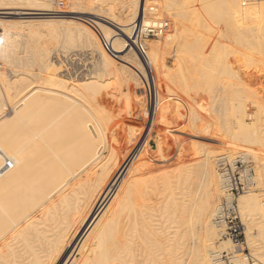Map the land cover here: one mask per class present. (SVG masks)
<instances>
[{
	"label": "bare ground",
	"instance_id": "6f19581e",
	"mask_svg": "<svg viewBox=\"0 0 264 264\" xmlns=\"http://www.w3.org/2000/svg\"><path fill=\"white\" fill-rule=\"evenodd\" d=\"M195 1L201 0H163L170 11L177 2ZM126 3L122 21L94 17L99 19L91 20L98 24L97 32L87 22L78 25L91 43L87 45L95 59L93 73L84 81L71 82V77L59 75L62 68L56 65L48 81L41 83L34 79L54 64L52 53L33 48L22 55L3 51L12 46L11 37L33 28L28 19L44 15L64 21L76 11L56 10L46 0H0V59L26 70L18 71L22 75L14 81L8 108L1 99L10 93L0 68V264H213L212 258L221 253L214 242L220 226L213 217L219 209L215 194L219 186L223 188V179L215 168L214 146L204 143L196 165V149L191 145V149L182 145L173 157L174 143L168 138H155L156 150L150 143L152 129L162 132L169 123V95L161 91L162 80L169 75L164 73L160 52L177 39L178 32L167 33L170 25L162 35L164 43H145L146 51L140 54L130 38L143 0ZM225 3L229 12L239 10V0ZM157 12L156 19H163ZM58 25L57 38L67 43L68 33L77 25ZM112 28L115 34L109 31ZM103 38L110 41L111 51L101 49ZM137 54L146 64L153 90L147 106L145 101L139 106L130 100V94H83V88L100 83V72L108 70L111 56L136 65ZM35 66L39 72L32 71ZM247 143L231 140L230 153L238 154ZM257 167L255 180L264 183V164ZM249 192L237 200L243 221L256 213L264 225V202L259 200L264 192ZM197 222L204 234L196 241ZM235 262L249 264L241 255L235 256Z\"/></svg>",
	"mask_w": 264,
	"mask_h": 264
},
{
	"label": "rangeland",
	"instance_id": "374dc122",
	"mask_svg": "<svg viewBox=\"0 0 264 264\" xmlns=\"http://www.w3.org/2000/svg\"><path fill=\"white\" fill-rule=\"evenodd\" d=\"M46 1L56 10L66 9L76 12L69 14V17H72L70 20L64 21L59 20V18H44L52 17L44 15L41 16V18L28 19L34 24L33 28L29 30V32L26 30L22 34L11 37L9 40L12 46H8L3 53L8 55L13 52L22 55L26 51H29L28 48H33L37 50V52L46 49L48 52L52 53L49 54L54 64L48 66L49 68L44 76L42 75L41 78H35L34 80L40 81L41 83L47 82L52 68L57 65L56 68H62L61 71L59 70V73H61L59 75H61V77L62 74H65V77H71L69 79L71 82L77 80V82L84 81V77L90 74L89 72L93 73L94 68L91 66L95 63V59L91 54V49H88L91 47L89 46L91 43L89 44V39H85L87 35L84 31L78 29V25H80V22H87L86 24H88L94 32H97L99 30L98 28H94V25L98 24L91 21L94 17L99 16L104 19L109 17L117 21H122L121 18H123V16L121 14L124 13L127 0ZM225 1L227 0H201L186 4H183L185 2H177L172 9L170 8L171 11L169 8L166 9L167 6H165V1L163 2L162 0V3H159L158 16L168 20L171 25L167 33H176V31L178 33L177 39L170 43L171 45L167 44L165 45L166 47L163 46L160 52V60L166 67L164 73L166 72L167 75H169L167 77V75L163 74V79L167 78L162 80L161 84V88L163 87L161 91L163 92V89H165L164 93L169 95L167 97L168 101L170 100L169 123L164 126L162 132L159 131L158 133L156 128L152 129L150 133V143L151 147L156 150L157 147L154 143V139L161 138V141H165L163 138H168L174 143L173 153L171 154L173 157L177 155V151L182 145L190 149L191 146H193V149H196V154L198 155L195 154L194 156L196 165L199 164V158L202 157V155H200L202 154L201 151L205 149L202 148V146H205L207 143L214 146L216 150H214L215 158L224 154L232 157L240 153L248 154L247 156H249L254 164L255 180L259 175L257 166H259L260 163L264 164V0H251L250 2H248V0H239V10L237 8L235 12H229L226 8ZM211 6L213 7L211 8ZM202 15L205 22L202 19ZM13 19L16 21L20 20L16 17ZM9 20L12 21V18H9ZM94 20L99 21V19ZM20 21L27 20L23 19ZM61 22H64V26L67 27H69L68 25L70 24V27H75L77 25V28L73 27L74 29L70 30L71 32L68 33V35H70V38H68L69 40H67L68 42L65 40L69 44L63 43V41L61 42V40L57 38L56 31L54 30L57 28L56 26L58 23V27L61 25ZM173 30H175V32ZM109 31L111 34H115L113 28ZM1 33L2 29L0 28V34ZM71 35L73 36L72 38ZM163 37L165 36L148 39L146 43H164ZM33 40H35V43ZM22 41H24L25 44L22 45ZM71 45L72 47H70ZM103 47L102 40L101 49H104ZM60 48L65 50L60 51ZM62 53L64 55L67 53V55L64 56ZM138 57L136 65H129L126 64L121 57L115 58V56H111L107 62L111 64L108 65V70L100 72V83L95 87L88 86L83 88V94H130V100H135L134 102H138L139 106L143 105L145 101L147 106L148 101L152 99L153 90L151 91L152 88L148 78L146 64L140 56ZM83 62L86 63L84 64ZM64 66L67 69L64 68ZM35 67L32 68V71L36 70L35 72H39L37 71L39 67ZM110 67L112 69H110ZM0 68L2 77L5 79V83L9 87V93L11 94L14 91V81L19 79L22 75L19 74L18 71L26 73V70L24 67L20 69L15 68L9 59H0ZM83 71L86 72L84 73ZM68 73L70 75H68ZM163 82L167 86L165 85L164 87ZM162 92L161 94H164ZM10 94L0 95L1 99H3V103H5L8 108L14 95ZM7 96L9 97L7 98ZM138 112L137 109V113ZM231 140H239L241 142L247 140L248 145L238 154L234 152L230 153L229 143ZM200 148L202 149L199 152ZM228 151L229 153H227ZM215 168L218 174L216 160ZM196 174L198 177L197 181H200L199 178L202 177L201 172L197 170ZM219 188V191L215 194V197L217 196L216 205H219V199L224 194L223 188H221V186H219ZM263 190L264 183H260L256 179L255 185L251 191L260 194L264 192ZM248 193L250 192L248 191L243 194ZM259 200L264 202V196L261 195ZM258 217L256 213L249 214L248 220L246 221L248 224L247 231L245 229V237L249 254L238 250V252L236 251V253H234L235 256L241 255L247 257L249 264L251 259L257 261L258 264H264V229L261 228L264 227V225H260L261 219ZM213 218V221H215L216 216ZM239 218L241 223H244L243 227L245 228L246 222L243 221L240 208ZM199 224V222L196 223V234L198 233L197 235L195 234L196 241L199 239L200 235L202 236V234H204L203 225L202 230L201 224L200 226ZM217 231L221 230L219 229ZM220 234L217 233L214 238L215 245L218 244L217 246H220L221 252H233L234 246L231 241L223 238L222 234ZM183 256L185 260L186 254ZM200 257L201 255L198 256V259H200ZM213 258L210 263L215 264L214 260L216 256Z\"/></svg>",
	"mask_w": 264,
	"mask_h": 264
},
{
	"label": "built area",
	"instance_id": "2783aa9c",
	"mask_svg": "<svg viewBox=\"0 0 264 264\" xmlns=\"http://www.w3.org/2000/svg\"><path fill=\"white\" fill-rule=\"evenodd\" d=\"M161 0H143L140 19L134 22L133 37L130 38L132 45L144 54L146 40L159 38L166 33L170 23L166 19H156L155 11L159 10ZM251 0H248L250 2ZM254 1V0H252ZM109 40L103 38V45L111 51ZM218 173L222 175L224 194L220 199L216 221L220 226L222 237L231 241L234 246L233 252L223 251L216 255L215 264H236V251L249 254L245 230L239 218L238 197L251 191L255 185L254 164L249 156L239 154L235 157L221 155L216 160ZM250 264H258L252 260Z\"/></svg>",
	"mask_w": 264,
	"mask_h": 264
}]
</instances>
